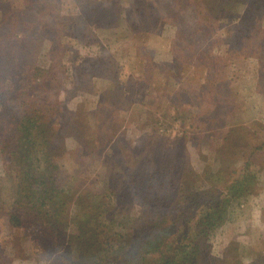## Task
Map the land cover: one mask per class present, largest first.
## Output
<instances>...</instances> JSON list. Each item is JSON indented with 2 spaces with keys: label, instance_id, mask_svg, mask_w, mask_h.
<instances>
[{
  "label": "rangeland",
  "instance_id": "1",
  "mask_svg": "<svg viewBox=\"0 0 264 264\" xmlns=\"http://www.w3.org/2000/svg\"><path fill=\"white\" fill-rule=\"evenodd\" d=\"M19 1L0 0V12L9 17L4 24L0 22V49L8 51L12 48L10 58H0V78L11 80L15 74L10 67L13 64L17 66L22 56L23 62L27 61L25 70L34 77L36 73V84L39 86L36 91L29 92L25 91L27 87L21 86L20 92L8 100L0 94V99L7 100V104L0 103V141L2 137L6 141L5 144L0 142V264H63L53 241L44 235L41 222L36 220L16 225L10 218L15 192L9 177L12 172L10 154L18 149V144L5 139L2 130L5 124L10 131L20 126L16 134H21L27 116L34 115L45 116L40 117L38 122L48 124L46 126L50 130L47 132L46 129L44 137L41 134L44 127H30L31 139L24 146H30L33 159L44 160L48 143L51 145L54 142V161L75 170L76 174L68 178L72 190L68 198L72 215L79 210L77 201L81 195L89 190H103V180L109 169L123 173L121 168L124 166L128 181L123 186L124 193H120V200L126 198L129 207L136 210L141 199L136 193L138 189L131 183L134 174L154 172L153 182L159 186L158 190L172 194L174 190L170 183L177 173L192 171L199 174L196 181L210 165L209 160L220 155L221 149L210 150V147L216 148L212 142L214 138L228 143L229 151L220 158V172L224 175L240 169L249 153L255 152L254 162L260 174L258 189L240 203L231 205L229 221L211 234L207 264H224V260L227 264H264V8L261 11L248 10L243 4L228 16L225 23L214 26L213 35L208 38L193 37L191 34L180 38L177 37L178 31L189 33L194 32V28L183 23V19L167 16V12L160 13V23L149 34L141 30L140 25L136 26L138 20L134 21L138 16L131 15L134 14L130 10L131 0H51L50 5L41 0L39 5L43 8H32L22 20L13 19L15 14L8 9L11 2L18 6ZM162 1L175 4V0ZM81 2L95 6L92 11L81 12L78 8ZM122 11L126 16L116 19ZM78 12L89 16L90 21H84L85 26H78V22L85 17L74 20ZM176 12L189 16L193 24L196 23L193 17L197 18L201 13L199 6L195 5L190 6L189 12ZM97 13L105 15L99 22L93 21L98 18ZM33 16L38 26L46 28L41 33L38 30L37 36L35 30L26 33L20 28L32 21ZM110 20L117 24L110 26ZM217 31L219 34H216ZM124 33L126 35L122 36ZM26 39L37 41V54L36 51H33L35 55L30 53L35 44ZM138 46L149 47L154 61L168 62L174 71L167 67L164 77L155 74L156 87L152 88L156 89L151 88L147 96L150 99H146L150 115L147 123L137 122L136 114L140 109H136V104H144L141 100L131 103L130 99H121L118 116L104 124L102 122L111 117L108 114L115 111L109 105H103L106 97L104 88L109 86L114 75L123 80L126 75L139 71L137 59L142 50ZM180 47H184L185 51L179 54V60L175 56ZM214 48L216 56L212 66H209L200 57L204 54L207 57L209 54L206 52ZM178 62L181 64L178 65ZM29 63L34 65L29 66ZM52 73H55L53 78L50 77L52 84L44 82L45 76ZM219 78H228L227 84L224 79L222 86L229 85V88L221 97L226 99L228 95L229 104L222 113L214 114V119L220 117L216 135L211 140L199 135L191 141L190 136L196 134V128L201 126L203 104L207 99H220L213 95ZM141 89L143 86L139 83L137 93ZM82 104H85L86 111L104 115V120L101 118L98 124L102 129L99 133L106 137L104 143L109 136H113V142L106 143L107 156L83 153L85 144L71 129L72 125L78 124L80 111V118L83 119L86 114L89 116L88 112H83ZM240 128H243L241 133ZM233 129H238L239 134L233 139L238 147L231 143ZM245 131L246 136H242ZM254 147L259 149L253 150ZM17 152L20 156L21 152ZM110 154L113 158L109 157ZM140 158L136 165V160ZM154 161L155 165L152 164ZM79 166L83 173L77 169ZM161 170L170 172L165 174L164 180L159 174ZM204 184L203 179L196 182L204 195L215 193L219 198L224 196L221 187L216 189ZM173 195L177 197V191ZM70 232L78 233L77 229Z\"/></svg>",
  "mask_w": 264,
  "mask_h": 264
},
{
  "label": "trees",
  "instance_id": "2",
  "mask_svg": "<svg viewBox=\"0 0 264 264\" xmlns=\"http://www.w3.org/2000/svg\"><path fill=\"white\" fill-rule=\"evenodd\" d=\"M50 1L45 0V5H50ZM54 1L52 0V2ZM131 1L133 3L130 10L134 13L131 15L138 16L136 19L134 18V21L138 20L136 26L140 25L141 30H144L145 33L149 34L152 28L160 23L159 15L164 12H167L169 17L183 19V23H186L187 26L190 24L194 28V32L189 33L182 30L178 31L177 37L180 38H185L187 36L185 34L208 38L213 35L214 26L225 23L228 16L237 11L243 4L247 5L248 10L261 11L264 8V0H207L209 2L205 0H175L173 5L162 0ZM19 2L20 5L18 6H14L12 2L9 5L8 9L15 14L13 19L22 20L23 16L29 14L32 8L38 6L40 10L43 8L39 5L41 0L40 2L39 0H20ZM88 3L81 2L78 5L79 11H92L95 4L92 6ZM191 5L199 6L201 11L197 18L193 17L196 22L194 24L189 21V16H183L181 13L176 12L177 10L189 12ZM18 12L19 14L16 15ZM81 12L75 14L74 20L85 17ZM119 14L116 18L118 20L120 17L124 18L126 16L124 11ZM96 16L98 18L93 20L96 22L105 17L104 14L100 13H97ZM7 18H9L7 15L0 12L1 24H4ZM86 20L90 21L89 16L78 22V26H85L84 21ZM35 21L36 17L32 21L24 23L20 26L21 31L30 33L35 30L37 36L38 30V33H41L46 29L44 26H38ZM109 23L110 26L117 24L113 20H110ZM222 29L224 31V26ZM138 32L140 33V31ZM216 34H219V31ZM125 35L126 33L122 36ZM28 41L35 44L34 48L36 47L30 53L34 54L33 51H36L37 54L39 50L36 46L37 41ZM10 49H8L10 52L0 49V58H10ZM138 49L142 50L139 59H137L140 65L139 71L133 72L129 76L126 75L123 80L118 75H114L109 86L104 88L105 94H103L106 99L104 98L103 105H109L110 108L115 110L108 114L111 117L106 118L107 121L102 122L104 124L108 123L111 118L118 116V104L121 99H130L131 103L141 100L144 104H136V109H140V112L136 114L137 122L147 123L150 115H148L149 108L147 105L149 102L146 99L149 98L147 97L148 93L156 87L154 83L155 74L164 77L167 67L174 71L172 64L154 61L149 47L142 48L138 46ZM214 50L215 48L206 52L209 54L207 57L205 54L200 57L209 66H212L216 56ZM183 51H185L184 47L177 48L175 57L180 60L179 54ZM22 59V56L18 59L20 62L17 66L11 65V72L15 74L11 80L10 78L7 81L2 80V76L0 78V94H4L7 100L12 95H17L21 86L27 87L26 92L38 89L39 85L36 84L37 79H35L36 73L34 77L26 71L27 61L23 62L24 59ZM179 64L181 63L178 62ZM31 65L34 64L29 63V66ZM215 65H217V62ZM54 75L55 73L49 76L46 75L44 82L52 84L51 78ZM224 79L219 78L215 83L216 91L213 95L215 98L220 99L206 100L202 106L204 114L203 118L200 119L201 126L196 128L198 132L190 136L189 140L194 141L199 135L209 137L211 140L216 135V127L219 125L218 120L220 117L216 116L214 119V114L227 109V104H229L228 95L226 99L221 97L229 88V85L222 86ZM226 80L228 81V78L225 79L227 84ZM24 82L27 83L23 84ZM139 83H141L143 89L137 93ZM153 86L155 87L152 88ZM6 99H0V103L7 104ZM81 106L83 112H85V104ZM86 112L89 116L86 114L83 119L80 118L82 111L78 113L80 115V117L77 115L79 122L72 125L73 128L71 129L77 138L80 137L85 144L83 153L86 155L102 153L107 156L106 143L113 142V136H109L107 142L104 143L106 137L99 133L102 129L98 124L101 123V118L104 120V115L95 113V111ZM40 117L44 118L45 116H27L24 122L26 125L21 134H16L20 126L17 129L15 128V131H10L5 124L4 130H2L4 132L1 131L2 134L4 133L5 139L8 138L18 144V149L10 154L12 172L9 177L15 191L14 210L10 218L16 225L27 224L36 220L41 222L44 227V235L53 241L55 250L59 252L63 264H207L211 251V244L209 243L211 234L229 221L231 205L240 203L243 198L252 194L259 186L260 174H258L254 162L255 152L251 151L249 153V156L245 158V162L239 167L240 169L234 170L229 175H224L220 172V158L229 151L228 143L214 138L212 142L216 148L210 147V150L221 149V153L218 157H211L212 160H209L210 165L206 166L204 170V176H199L195 181L196 176L199 174L192 171H181L175 175L177 178H172L170 184L174 193L177 191V197H174V193H161L158 190L159 186H155L153 182L154 172L146 175L134 174L131 183L138 189L139 192L136 193L140 195L141 203L139 209L133 210L132 207H129L126 198L124 201L120 200V193H124L123 186L128 181L124 166H122L123 173H119V170L117 173L115 170L109 169L110 172H107L106 179L103 180L102 191L89 190L81 195L77 201L79 210L75 215H72L70 214L71 207L68 202L72 190L68 185V178L76 174L75 170L54 161L52 157V149H55L54 142L51 145L48 143L49 149L46 151L44 160L42 158L33 159L30 146H24L25 142H29L31 139L28 130L30 127H44V133H41L44 137L49 132L50 128L46 126L48 124H39L38 119ZM24 119L25 117L21 120V123ZM81 120L85 122L83 123ZM104 124H101V127H105ZM239 130H241L240 133L243 132V128ZM246 132L242 133V136H246ZM232 133L231 143L237 146L233 139L237 138L238 129H233ZM12 134L15 135L10 138ZM0 142L1 144L6 143L3 137ZM219 145L220 148H217ZM257 149L259 148H253V150ZM17 151L21 152L20 156L17 155ZM150 152L151 150L148 151V153ZM109 157L113 158V154H110ZM228 157L231 156H224V158ZM141 159L136 160V165ZM152 164L155 165L156 162L154 161ZM77 169L83 173L81 166ZM166 173L170 174L169 170L159 172L161 178H163L162 180H164ZM199 179H203L204 185L209 184L216 189L221 187V192L225 197L219 198L215 193L204 195L199 186L196 185ZM124 196L126 197L127 193ZM74 229H77V234L70 232ZM224 264H227L226 260H224Z\"/></svg>",
  "mask_w": 264,
  "mask_h": 264
}]
</instances>
